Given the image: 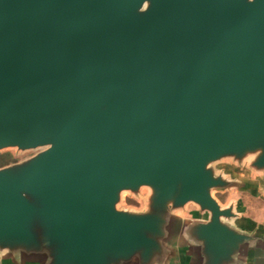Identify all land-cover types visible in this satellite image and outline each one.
<instances>
[{
    "label": "water",
    "instance_id": "95a60500",
    "mask_svg": "<svg viewBox=\"0 0 264 264\" xmlns=\"http://www.w3.org/2000/svg\"><path fill=\"white\" fill-rule=\"evenodd\" d=\"M7 145L48 147L0 168V246L41 233L54 264H107L148 251L153 212L194 201L223 255L239 235L210 165L256 153L264 170V0H0ZM142 185L148 213L118 207ZM244 187L264 197V179Z\"/></svg>",
    "mask_w": 264,
    "mask_h": 264
},
{
    "label": "crops",
    "instance_id": "0c3cea01",
    "mask_svg": "<svg viewBox=\"0 0 264 264\" xmlns=\"http://www.w3.org/2000/svg\"><path fill=\"white\" fill-rule=\"evenodd\" d=\"M261 197V193L255 191ZM222 208L231 206L234 215L221 216L220 222L239 235L224 244V254L218 256L202 236V229L211 221V212L194 201L182 205L167 203L153 212L156 231L150 234L152 246L140 248L124 257L110 258L107 264H264V199L252 214L242 199H216ZM142 201L132 212L148 213ZM54 246L38 233L31 245L0 246V264H54Z\"/></svg>",
    "mask_w": 264,
    "mask_h": 264
},
{
    "label": "rangeland",
    "instance_id": "374dc122",
    "mask_svg": "<svg viewBox=\"0 0 264 264\" xmlns=\"http://www.w3.org/2000/svg\"><path fill=\"white\" fill-rule=\"evenodd\" d=\"M47 147L48 145L31 148L18 145L0 146V168L23 163L36 156ZM255 157L256 153L247 154L242 158L227 156L211 163L210 166L216 169V173L222 175L229 181L227 187L212 190V195L221 201L225 199H242L243 206L247 208L250 213H257L258 209L262 206V202H260L259 199H264V197H260L254 190L244 187L247 182H258L260 179H264V170L252 166V161ZM263 190L264 187H261L262 192ZM152 196L153 192L151 188L146 185L140 186L135 191L123 190L120 194V199L122 200L118 204V207L134 209V206L139 205L142 199H151Z\"/></svg>",
    "mask_w": 264,
    "mask_h": 264
}]
</instances>
